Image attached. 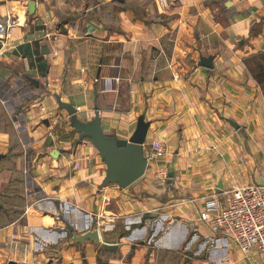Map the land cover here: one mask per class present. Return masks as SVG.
Instances as JSON below:
<instances>
[{
	"label": "crops",
	"instance_id": "0c3cea01",
	"mask_svg": "<svg viewBox=\"0 0 264 264\" xmlns=\"http://www.w3.org/2000/svg\"><path fill=\"white\" fill-rule=\"evenodd\" d=\"M30 1L0 0V21L17 24L0 42V264H162L167 252L174 264L191 234L187 261L206 240L225 245L219 264H260L200 213L213 194L264 185V0H168V13L162 0H77L73 22ZM58 95L123 139L145 115V152L155 140L163 152L127 188L102 187L105 162ZM94 229L117 248L73 238Z\"/></svg>",
	"mask_w": 264,
	"mask_h": 264
},
{
	"label": "built area",
	"instance_id": "2783aa9c",
	"mask_svg": "<svg viewBox=\"0 0 264 264\" xmlns=\"http://www.w3.org/2000/svg\"><path fill=\"white\" fill-rule=\"evenodd\" d=\"M162 2L168 13V0ZM16 25V20L11 16L0 21V42H5ZM21 98L26 102L32 97ZM163 149L160 140L153 142L150 151L146 153L148 166L158 159ZM200 219L213 232H222L228 236L244 253L255 251L260 264H264V185L253 184L231 189L224 200L220 195L213 194L201 211Z\"/></svg>",
	"mask_w": 264,
	"mask_h": 264
},
{
	"label": "water",
	"instance_id": "95a60500",
	"mask_svg": "<svg viewBox=\"0 0 264 264\" xmlns=\"http://www.w3.org/2000/svg\"><path fill=\"white\" fill-rule=\"evenodd\" d=\"M36 2L30 1L29 8L34 12ZM202 64L206 67H213V57H202ZM57 101L61 108H64L71 115L72 126L80 133V142L90 139L97 148L99 155L106 165V175L101 186L117 184L124 189L140 179L147 171L148 160L144 145L150 122L146 121L145 115H141L137 122V127L129 139L120 138L116 133H108L102 126L101 116L96 114L91 121H84L78 115V110L71 103L65 102L57 96ZM70 229H73L70 227ZM74 240L85 242L94 240L102 243L100 231L98 229L89 230L81 235H74ZM103 247L116 249L117 245H110L105 242ZM9 264H17L10 262Z\"/></svg>",
	"mask_w": 264,
	"mask_h": 264
},
{
	"label": "rangeland",
	"instance_id": "374dc122",
	"mask_svg": "<svg viewBox=\"0 0 264 264\" xmlns=\"http://www.w3.org/2000/svg\"><path fill=\"white\" fill-rule=\"evenodd\" d=\"M73 3L77 4V0H54V3L52 4V6H56L58 9H60L61 14H63V17H65L64 19H68L73 22ZM67 6L68 8L66 9ZM263 61H264V57H263ZM257 62H258V58H255L254 59L255 67L257 66L256 65ZM120 228H121V225L119 224L116 227V230L120 231ZM192 237H193V234L190 235L189 239H192ZM189 239L184 242V245L182 246L181 250H179L183 260H179L178 258H175L174 264H219L220 256H225L223 255V252H220V251H223V249L225 248L224 247L225 245L220 246L217 242L208 243L206 242V240H201L200 242L201 247L199 246L200 249L198 250L196 255H189L191 258L187 261L184 259V255L187 254L188 249H189L188 245L190 244V241H191ZM173 252H176V251H173ZM170 255L171 254L167 252V255L164 257V262H162V264H170V261L172 262L171 257H169ZM101 256L102 258H100ZM99 258H100V264H102V260L103 259L107 260L108 255L102 254L99 256ZM161 259H162L161 256H159V260ZM222 259H225V257Z\"/></svg>",
	"mask_w": 264,
	"mask_h": 264
},
{
	"label": "trees",
	"instance_id": "16d2710c",
	"mask_svg": "<svg viewBox=\"0 0 264 264\" xmlns=\"http://www.w3.org/2000/svg\"><path fill=\"white\" fill-rule=\"evenodd\" d=\"M264 57V55H263ZM254 69V74L257 80L264 86V61L263 58L259 61Z\"/></svg>",
	"mask_w": 264,
	"mask_h": 264
}]
</instances>
